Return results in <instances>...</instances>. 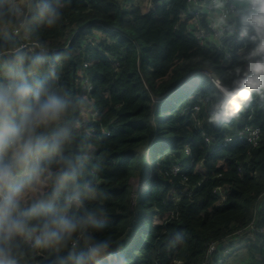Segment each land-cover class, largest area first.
<instances>
[{
	"label": "trees",
	"instance_id": "1",
	"mask_svg": "<svg viewBox=\"0 0 264 264\" xmlns=\"http://www.w3.org/2000/svg\"><path fill=\"white\" fill-rule=\"evenodd\" d=\"M153 1L151 11L142 13L134 0H71L49 28L38 15L41 0H29V27L21 37L71 50L61 81L92 102L81 117V135L91 136L89 167L108 193L109 219L98 235L110 236L114 244L112 258L101 264H172L177 255L183 264H218L223 244L238 240V231L252 224L264 228V88L257 91L248 82L244 111L225 119L224 95L203 71L232 92L253 73L252 64H261L264 32L250 22L253 11L243 8L226 23L219 44L200 46L188 32L196 12L189 0ZM202 18L205 24L206 15ZM4 40L0 32V43ZM245 126L262 131L258 146L222 147L224 133L234 135ZM148 149L149 155L143 152ZM136 175L148 188L133 201L130 181ZM178 231L182 242L175 239ZM245 242L255 255L251 264H264V235ZM213 243L218 249L209 255ZM55 255L29 251L21 264H49Z\"/></svg>",
	"mask_w": 264,
	"mask_h": 264
},
{
	"label": "clouds",
	"instance_id": "2",
	"mask_svg": "<svg viewBox=\"0 0 264 264\" xmlns=\"http://www.w3.org/2000/svg\"><path fill=\"white\" fill-rule=\"evenodd\" d=\"M70 2L41 0L38 15L52 28ZM250 3L249 20L264 32V0ZM21 11L0 0V264H21L29 251H54L49 264H101L112 258L114 244L98 235L109 219L108 193L89 167L91 136L81 135V117L92 102L61 81L71 50L50 52L44 42L26 49L12 39L29 27ZM258 51L264 52V44ZM257 68L264 73V63L250 71ZM252 84L264 88L259 78ZM175 239L182 242L183 234L178 231ZM172 264H183V258L175 256Z\"/></svg>",
	"mask_w": 264,
	"mask_h": 264
},
{
	"label": "built area",
	"instance_id": "3",
	"mask_svg": "<svg viewBox=\"0 0 264 264\" xmlns=\"http://www.w3.org/2000/svg\"><path fill=\"white\" fill-rule=\"evenodd\" d=\"M188 3L196 9L194 16L188 21V32L195 36L200 46H206L208 43L219 44L221 42V40L226 35V23L231 18L239 17L243 12V8L241 9L239 6L240 4L246 5V9L253 11L250 0H211V2L209 3H201L197 0H189ZM14 5L22 9L20 17H23V19L27 20V10L30 7L29 0H15ZM134 5L135 7L140 9L142 13H149L154 7V1L134 0ZM213 14L218 15L217 20L212 19ZM203 15H206L205 24L203 23ZM13 31L14 29H12L11 32ZM23 31L26 30H21L18 34L14 35V37L19 39V44L21 46L26 49H32L36 42L25 41L21 37ZM218 49H220V46H218ZM48 50L50 52L56 51L55 49L50 48H48ZM261 63H264V56L262 57ZM203 73L206 77H208L211 83H213L217 87V89L221 91L226 102L239 101L244 97V86L248 82H252L254 78H259L260 76L264 75V73H261L258 69L255 73H251L245 81L239 84L236 89H234L232 92H229L221 85L219 79L211 71L205 70L203 71ZM94 115L95 117H98L97 110L94 112ZM225 128L228 129L229 124H227ZM100 133L104 137L110 136V131H108L107 129H101ZM261 138L262 131L259 128L253 126H245L242 129L237 130L234 135L224 133L221 145L222 147L227 148L237 143L246 142L252 144L253 146H258ZM205 140L207 146L210 147L211 139L206 137ZM184 150L186 155L189 154L190 149L188 146H186ZM179 170V166L174 167V173H178ZM216 191L221 194L222 200H224L225 198L222 196V190L216 189ZM236 235L238 237V240L227 241L223 244L224 248L218 264H227L228 260L232 256H234L236 254V251L239 249V242L240 244L244 243L245 245H247L248 242H245V240L255 241V237L257 235H264V228H258L257 225L252 224L250 228L238 231ZM241 240H244V242ZM217 249V244H211L208 248V254L211 255ZM206 264L212 263L207 262Z\"/></svg>",
	"mask_w": 264,
	"mask_h": 264
},
{
	"label": "crops",
	"instance_id": "4",
	"mask_svg": "<svg viewBox=\"0 0 264 264\" xmlns=\"http://www.w3.org/2000/svg\"><path fill=\"white\" fill-rule=\"evenodd\" d=\"M239 6H240L241 9L246 7V5H244V4H240ZM182 17L184 18L185 15H183ZM212 19L213 20H217L218 19V15L217 14H213L212 15ZM250 83H252V82H250ZM245 88H246V85L244 86V97L241 98L239 101H237V102L235 101V102H232V103L231 102H226V105H229V104H232V105L233 104H237V105H235L236 106V112L235 113H231L229 115V117H227L226 119H228V118L230 119L238 111H241V112L244 111V109L241 110V106L244 105V107H245V102L247 100L246 99ZM238 244L240 246L239 249L236 251V254L234 256H232L228 260L227 264H251V263H254L253 260H254V256L255 255L250 252V249L248 248V246L245 245L244 243L240 244V242Z\"/></svg>",
	"mask_w": 264,
	"mask_h": 264
},
{
	"label": "rangeland",
	"instance_id": "5",
	"mask_svg": "<svg viewBox=\"0 0 264 264\" xmlns=\"http://www.w3.org/2000/svg\"><path fill=\"white\" fill-rule=\"evenodd\" d=\"M175 56V55H174ZM235 102V101H233ZM232 103V102H231ZM237 104H229V105H226V118L229 117V115L231 113H235L236 112V106ZM244 109V105L241 106V110ZM225 118V119H226ZM145 154L149 155V149L146 150V151H143ZM153 175V171H152V168L149 169V172H148V177H151ZM130 190H131V198L133 199V201L136 200V198H139V194H142L144 191L147 190L148 188V184L146 182V179L145 178H142L141 176L139 175H136L134 177L131 178V181H130Z\"/></svg>",
	"mask_w": 264,
	"mask_h": 264
},
{
	"label": "water",
	"instance_id": "6",
	"mask_svg": "<svg viewBox=\"0 0 264 264\" xmlns=\"http://www.w3.org/2000/svg\"><path fill=\"white\" fill-rule=\"evenodd\" d=\"M183 81H184V80H182V81L179 83V85H178L177 87H179V86L183 83Z\"/></svg>",
	"mask_w": 264,
	"mask_h": 264
}]
</instances>
